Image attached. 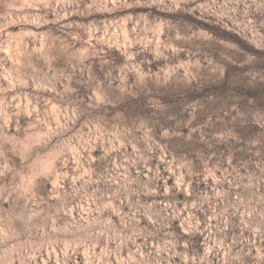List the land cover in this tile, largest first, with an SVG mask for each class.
<instances>
[{
  "label": "rangeland",
  "instance_id": "374dc122",
  "mask_svg": "<svg viewBox=\"0 0 264 264\" xmlns=\"http://www.w3.org/2000/svg\"><path fill=\"white\" fill-rule=\"evenodd\" d=\"M0 264H264V0H0Z\"/></svg>",
  "mask_w": 264,
  "mask_h": 264
}]
</instances>
